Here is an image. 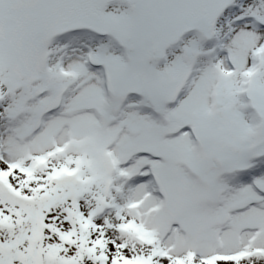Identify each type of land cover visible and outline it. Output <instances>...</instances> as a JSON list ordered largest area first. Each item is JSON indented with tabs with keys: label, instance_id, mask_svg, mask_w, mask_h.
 Returning <instances> with one entry per match:
<instances>
[{
	"label": "snow or ice",
	"instance_id": "1",
	"mask_svg": "<svg viewBox=\"0 0 264 264\" xmlns=\"http://www.w3.org/2000/svg\"><path fill=\"white\" fill-rule=\"evenodd\" d=\"M0 264H264V0H0Z\"/></svg>",
	"mask_w": 264,
	"mask_h": 264
}]
</instances>
